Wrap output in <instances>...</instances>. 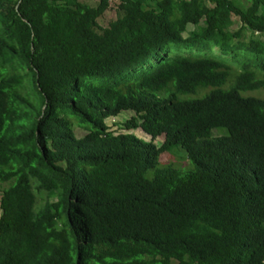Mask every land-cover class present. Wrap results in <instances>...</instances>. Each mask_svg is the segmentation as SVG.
I'll return each mask as SVG.
<instances>
[{"label":"trees","instance_id":"trees-1","mask_svg":"<svg viewBox=\"0 0 264 264\" xmlns=\"http://www.w3.org/2000/svg\"><path fill=\"white\" fill-rule=\"evenodd\" d=\"M245 2L0 0V264H264V99L243 94L264 0ZM181 151L192 169L161 161Z\"/></svg>","mask_w":264,"mask_h":264},{"label":"rangeland","instance_id":"rangeland-1","mask_svg":"<svg viewBox=\"0 0 264 264\" xmlns=\"http://www.w3.org/2000/svg\"><path fill=\"white\" fill-rule=\"evenodd\" d=\"M91 1L94 2L96 0H91ZM236 1L240 2V3H243L244 5L246 3L245 0H236ZM110 5H111L110 9L104 13V15H103V17L101 19H99V22H100L101 26H106L108 24L109 20L114 19L115 16H116V12H115V9H114L115 1H111ZM239 27H240V22H239L238 18H234L233 25L230 28V31L231 32H236L237 29H239ZM189 30H191V27H189ZM245 36H248V33ZM257 37H258L257 41H258V43L260 45V48L264 49V34L263 35H258ZM216 50H217V48L214 49L213 52L216 51ZM256 78L258 80L264 81V75H257ZM98 81H99V79H95V80H92V83H96ZM202 93H203L202 91L199 92V96ZM243 94L246 97H254V98L264 99V87L259 88L258 90H255V91L245 92ZM30 99L33 100L34 106L36 108L42 109V107H41V101H42L41 95H32ZM131 117H134V113H132V112H123L122 114L118 115L117 117H113V118L107 119L105 122H106V125L109 127V129L111 131H113L114 133L121 134V133H125L126 132L125 128H124V124ZM68 119H69L70 122L73 119V120H75L77 122V124H79L78 119L76 117H74V116H70V117H68ZM75 121H73L74 125L72 124V127H73V130H74V133H75L76 137L80 138V137H82L85 134V131H84V129L79 127L75 123ZM131 133L134 134L135 136H137L138 138L143 139L144 141H149V139H150L148 136H146L139 129L131 131ZM162 141H163V136L157 138L155 143L157 145H160V143ZM172 156L171 155H167V154L162 155L161 161H163V163H168V162H173V161L175 162L176 161L175 158H176L177 160L179 159V162L176 164V165H178V168L187 167V165H188V167H189L188 169L189 170L192 169L191 164L187 162L188 160H187L186 156H184V153L182 151L177 153V154L174 153V155H172ZM6 187H8V183L0 182V198H1V192ZM33 187L35 189V184L34 183H33ZM35 195H36L35 209H38L47 201L46 197H45L46 193L45 192H39V191L35 190ZM54 199H55L54 197L51 198L52 201H54Z\"/></svg>","mask_w":264,"mask_h":264}]
</instances>
